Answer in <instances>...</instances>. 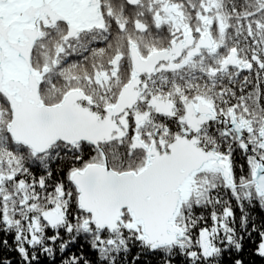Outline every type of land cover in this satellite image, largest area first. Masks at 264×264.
I'll list each match as a JSON object with an SVG mask.
<instances>
[{
  "label": "snow or ice",
  "instance_id": "snow-or-ice-1",
  "mask_svg": "<svg viewBox=\"0 0 264 264\" xmlns=\"http://www.w3.org/2000/svg\"><path fill=\"white\" fill-rule=\"evenodd\" d=\"M0 264H264V0H0Z\"/></svg>",
  "mask_w": 264,
  "mask_h": 264
}]
</instances>
